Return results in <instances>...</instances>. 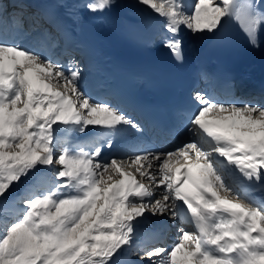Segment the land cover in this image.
I'll return each mask as SVG.
<instances>
[{
  "label": "snow or ice",
  "instance_id": "1",
  "mask_svg": "<svg viewBox=\"0 0 264 264\" xmlns=\"http://www.w3.org/2000/svg\"><path fill=\"white\" fill-rule=\"evenodd\" d=\"M137 2L165 21L156 38L181 64L182 29L219 34L235 20L258 46L264 26L256 0H196L191 11L183 0ZM13 24L0 15V264H264V200L253 195L264 192V103L196 92L192 139L105 156L140 125L93 99L75 60L52 58L55 41L39 22V50L21 42L18 17ZM146 213L179 221L171 247L141 245Z\"/></svg>",
  "mask_w": 264,
  "mask_h": 264
},
{
  "label": "bare ground",
  "instance_id": "2",
  "mask_svg": "<svg viewBox=\"0 0 264 264\" xmlns=\"http://www.w3.org/2000/svg\"><path fill=\"white\" fill-rule=\"evenodd\" d=\"M5 1V0H3ZM121 0H115V4L112 7V9L109 11V16L105 19V21L103 22V24L105 26L109 25V21L114 19V13L116 12V9H122L125 11V9H128V6L124 5L123 3H121ZM257 2V1H256ZM196 3V2H195ZM125 4V3H124ZM195 5V4H194ZM132 8L134 9H138L141 10L142 9V4L139 5H133L131 4ZM193 8V7H192ZM136 16V15H135ZM136 19L139 20L138 23L139 25H136L137 27H135V31L139 32L142 29L143 24L142 23H146L147 21H151V22H155L154 20V14L151 12L150 13V17H148V19H146L143 16H136ZM121 21V25L122 26V19L119 20V22ZM232 22H237L235 20H233ZM10 31L12 30L9 29ZM228 30V29H227ZM14 31V29L12 30ZM17 31V30H15ZM121 31L122 29H115L113 30L114 33H116V36H114L113 38V42H112V47L109 48L110 45V40L108 43V51L107 52L109 54V62L111 64V66H116V63H120V66H118V68L120 69L121 73H122V77L119 79V84L122 85L125 77L127 75H136L139 67L136 63V60L134 58V55L130 52L129 49L126 48L125 44H120V38L122 37L121 35ZM233 33L230 34V40L226 41V42H222L220 44L221 47V55H225L230 53V55L232 56H238L239 54L243 53L246 51L247 47L250 49V51H253V54L256 56H261L264 58V48L262 47V41L261 39H259L258 37V46H253L251 43L247 44V40L248 37L246 36L245 32L242 30L241 26L239 25V23H236L233 27ZM21 34H23V31L20 32ZM87 35L85 36V31L82 33V39L84 40L82 44L86 45L87 48L89 49V51L94 52L97 51L98 49H102V43L105 46L106 44V40H105V32L104 29H101L96 35H98V39H95V36L92 32V30L88 29L86 31ZM235 33V34H234ZM259 33H263L264 34V26L261 27ZM206 34V33H203ZM74 31L71 33V40L74 39ZM192 35V34H190ZM259 35V34H258ZM94 36V37H93ZM30 37V36H29ZM32 38V37H31ZM39 40V39H38ZM23 42V41H22ZM98 42V43H97ZM25 43V42H24ZM188 53V52H187ZM168 56H171L169 54H167ZM102 58V57H101ZM81 59V58H80ZM104 60V57L102 58ZM79 63V62H78ZM190 64V71L193 74H196V68L192 67L191 63ZM101 65H99V63L96 64V67H99ZM111 66H107L105 68V74H108L109 76H113V73H115V69L113 71H111ZM103 67V65H102ZM83 68V71L86 73L89 84L86 87V90L88 91L87 93L89 95H91L93 97V99L102 102V103H108L113 105L109 100L102 98L99 96L98 93H96V90L94 87L91 86V82H94L95 79V73L96 70H92L89 71L88 69ZM117 69V67H116ZM155 91H160V88H154V83H151L148 81V86L146 91L144 89H141L138 93L144 95L146 94V92L148 93V96L152 102L153 105V114H156L157 116H166V110L162 108V104H160L154 97V92ZM213 97V96H212ZM215 98V97H214ZM242 98V94L240 92L235 93L234 91H232V89L227 93V95L224 98L219 99V101L221 102H241L239 101V99ZM122 112H124L126 115H130L128 112H126L124 109H120ZM135 119V118H134ZM133 119V120H134ZM136 120V119H135ZM137 121V120H136ZM139 123H141L143 126H145L147 129H150L149 127H147L143 122L138 121ZM128 130V129H127ZM151 130V129H150ZM95 133V130H93V134ZM151 133H153L152 135V139L146 143V145H143L141 150L144 151H161V150H166L168 148L173 147V145H175L178 141L180 140L181 142H186L189 141L190 139L193 138L192 134L189 133L188 129H186V131L184 132V134L182 136H179V133H176L173 136H166V135H162L160 133H157L156 131L151 130ZM86 135V134H85ZM87 137H85L86 139ZM78 141H84L85 139L81 140L79 138H76ZM135 141L134 140H130L127 137L126 134V129L114 140L113 143V148L108 149L107 147L104 148V150L106 151V156H113V154L115 155V153L120 150V147L123 146L124 148L123 151H130L129 148L131 146L135 145ZM128 148V149H127ZM114 149V152L111 153V150ZM161 149V150H160ZM119 152V151H118ZM121 154V153H119ZM237 180H242L243 178L240 176L239 173H237L236 175ZM149 220V219H148ZM178 226L179 223L177 224ZM167 226L165 224H161L159 225V227L157 228V230H166ZM154 231V230H153ZM151 233V231L146 230L144 228V225L138 230V239L140 240L141 245H144V242L146 241L147 237L146 235ZM165 234V232L163 233V235ZM163 235L161 234L160 236L163 237ZM160 237V238H162ZM152 244H148L147 246H151ZM147 246H145V248H147Z\"/></svg>",
  "mask_w": 264,
  "mask_h": 264
},
{
  "label": "rangeland",
  "instance_id": "3",
  "mask_svg": "<svg viewBox=\"0 0 264 264\" xmlns=\"http://www.w3.org/2000/svg\"><path fill=\"white\" fill-rule=\"evenodd\" d=\"M217 2H218V0H217ZM7 3H6V1H3V5L5 6ZM0 15H2V12H0ZM18 17H19V19L21 20V18L23 17V16H20V15H18ZM6 20V19H5ZM8 21L6 20V25L8 26ZM23 31V34H21V36H22V40H21V42L23 43V45L25 46V47H30V48H33V49H37V50H39V41H40V37H41V32H40V30H35V31H33L32 33H29L30 32V30H28V29H21L20 30V32H22ZM48 33H50L49 31H48ZM36 34H39L40 36L39 37H37L36 36ZM30 36V37H29ZM51 36H52V38L53 39H56V36L55 35H53V33H51ZM32 37V38H31ZM39 39V40H38ZM25 42V43H24ZM53 56V55H52ZM69 60H73L72 58L70 59V58H66V59H60V62L62 63V61H65L66 63L69 61ZM77 63L79 62V61H76ZM79 64V63H78ZM81 67V66H80ZM88 92V91H87ZM131 120H133V117L131 116V115H127ZM134 121V120H133ZM134 122H136V121H134ZM136 123H138V122H136ZM139 125H140V127H141V129H142V131H136L135 129H131V128H128V130L126 129V133H127V135H132V137L135 139V145L134 146H131L130 148H129V150L130 151H133V150H139V149H141L142 148V146L143 145H146V143H148L149 141H150V138H151V134L149 133V131H148V129L145 127V126H143L142 124H140V123H138ZM188 127H189V124H187L185 127H183L182 129H181V131L179 132V136H182L183 134H184V132L186 131V129H188ZM190 133V132H189ZM192 134V133H191ZM177 143L175 144V145H173V147H171V148H174V147H176V146H178V145H180V144H182V143H184L183 141L181 142L180 140H178V141H176ZM121 148H123V146H121L120 147V150H118L116 153H115V155L113 154V156H116V155H119V153H121L122 152V150L123 149H121ZM171 148H168V149H171ZM106 150V149H105ZM105 150H103V154L106 156V151ZM161 150V149H160ZM167 150V149H166ZM153 151H156V150H153ZM162 151V150H161ZM146 215L148 216V217H154V216H151L150 214H148V213H146ZM157 218V217H156ZM168 219H170L169 217H167V216H165V217H159V221H160V223H163V224H167L168 225V227L170 228V230H169V232H168V236L167 237H165V239H164V242L163 243H154V245H152V246H149V247H147V248H151V247H171L175 242H176V237H177V235H178V225H177V227H176V229H175V222L174 223H172V224H168V222H167V220ZM146 224H149V220H148V222L146 223ZM145 224V225H146ZM144 225V226H145ZM163 235V234H162ZM159 237H162V236H159ZM128 259H130L131 261H133V262H135V261H138L139 260V257L138 256H136V255H132V256H130Z\"/></svg>",
  "mask_w": 264,
  "mask_h": 264
}]
</instances>
